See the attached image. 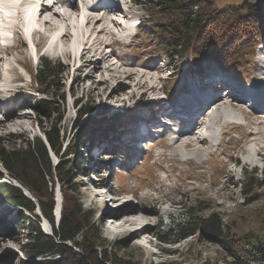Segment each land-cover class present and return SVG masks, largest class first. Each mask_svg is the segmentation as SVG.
Wrapping results in <instances>:
<instances>
[{"label": "rangeland", "instance_id": "374dc122", "mask_svg": "<svg viewBox=\"0 0 264 264\" xmlns=\"http://www.w3.org/2000/svg\"><path fill=\"white\" fill-rule=\"evenodd\" d=\"M34 1L38 2V0ZM55 1L53 7L47 13L59 22V29L53 31V34H59L61 31L67 30L70 32L71 38L69 36L63 48L58 47L55 49V47L48 46L46 52L42 49L37 55H43V58L47 60L59 61L62 64L63 73L55 79V83L59 88L56 93H63L64 101L60 103L59 98L51 93L45 95L37 93L35 91L36 86L31 83L23 69L15 63L18 59L22 60L23 63L20 64L28 66L29 73H34L40 61H35L34 52L29 41L25 44L20 29L16 28L13 33V46H10L8 51H4L3 47L0 49V86H2L0 87L2 90L0 92V137L7 139L6 144L8 146H18L24 144L26 140H32L35 136L42 139L43 135L38 120L41 119L45 122L46 119L41 118L39 116L40 112L35 109L36 101L39 98L48 97L49 100L51 97L59 103L61 119L57 124V128L65 136L64 146L80 133L82 126H84L83 129L87 126H96L100 114L107 117V119L122 115L123 118L113 124L116 126H109L108 132L99 137L98 141L95 142L97 144L89 150V155L86 154V148L91 142L86 137V131L83 130L82 134L79 135V139L80 142H84L79 144L77 152H71L65 159L66 162L73 160L79 165L82 163L83 169L85 168L86 171L84 174H78L77 172L75 174L74 182L78 186V192L72 194L65 192V194L67 197L68 195L75 197L83 209L92 213L91 221L99 230L104 244L115 246L118 243L123 247L119 251L121 256L137 260L141 264H226L228 259L222 249L218 245L204 240L199 231L186 238L180 237L181 232L176 231L177 223H194L197 222V216L207 217L214 211H220L223 223H228L237 233L252 232L264 238V185L251 191L252 193L249 196L253 197L252 201H246L241 189L236 185L238 182L243 181L241 167L247 170L255 168L258 173L262 168L261 177L264 180V147H262L264 144V123L256 124L259 122L261 114L255 115V110L239 103L242 108H245H243L244 111L246 110L250 114L246 118V122H250V125L243 129L242 116L239 114L241 112L229 109L228 113L231 115L228 122L233 124L221 128L226 133L222 137L220 136V145L218 148L212 147L213 154L203 162H199L197 159L189 161L174 159L172 150L169 148L171 139H163L164 137L159 140L160 145L168 144L164 149L152 150V148H147L148 157L151 156L154 163L145 161L144 164L137 166L142 153H147L145 151L135 157L134 163L131 160L126 161V157L135 156L134 153L129 154L131 145H126V139L130 135L128 130L134 126L133 120L130 118L134 116L133 114H147L145 108L139 111L138 106L141 103L137 99L139 93L146 99L164 100L166 96L168 102H172L159 107V110L162 111L161 114L165 115L169 122L164 126L166 131H160L161 133L171 134L172 129L182 128L179 127L181 124L177 120L182 116L180 114L182 107L177 105V98L169 96L172 91L171 83L175 81L174 78H178L179 81L176 82L174 89L186 93L187 89L182 87L183 85H190L191 83H197V81L201 83L202 79H199V74L187 70L190 62L189 56H182L179 59L180 61L177 59L173 64H170L164 56L153 55L152 51L144 49L148 45L145 40L147 36L140 35L132 39L126 36L120 42L111 45V42L115 40L114 32H132V28L126 24L127 16L124 18V14L129 12L130 17L141 16L143 13L142 7L137 2L134 5L133 0H111L112 2L115 1L114 3L118 5V8H106V4H104V7L101 5L106 10L103 15V12L99 10L102 9L101 7H98V9L94 7L90 11H87L88 8L85 10L84 8L89 6L83 4L81 6L80 0L75 3L80 10L76 6L69 5L68 7L62 5L61 2L58 4L59 0ZM88 1L92 4L96 2V0ZM128 1H130L131 7L128 6ZM242 1L216 0V3L219 8H227L236 6ZM251 1L263 2V0ZM43 2H47V0ZM68 2L66 4H69ZM94 5L97 6V4ZM29 7L31 6L29 5ZM14 8L10 9L8 15L14 14L15 17L16 12L14 13L13 10L16 9ZM107 10L113 12L112 15L126 25V31H119V24L117 25L116 21L113 20L112 22L109 19ZM83 12H89L88 20L82 15ZM55 13H59L61 16H57ZM64 13L71 15L70 18L67 20L62 19ZM38 17L37 15L34 24H38L40 30H43L44 26L37 23ZM13 18L9 20L10 24H12ZM101 26L105 27L103 32H99ZM31 38L33 42L37 41L41 44L44 42V39L38 33H34ZM94 38L97 41L91 49L85 51L84 56L79 57L73 52L72 46L81 50L80 48L86 47ZM6 40L10 43V36ZM69 41L74 44L70 48L68 47ZM126 42H128V45L125 44ZM50 49L63 52L67 50L71 56L68 57V54L64 52L65 57H58L55 51L48 54L47 52ZM110 49L112 51L109 54ZM99 54H103L104 59L96 60ZM140 56H143V59H140ZM73 57L80 59L75 58L72 61ZM251 61L255 63V67L247 72H237L235 68L229 71L240 78L246 76L249 79L252 75H255V82L264 85V43L256 48ZM78 64L81 65L78 70H75ZM209 71L211 70L203 73V76L206 77L204 79L211 78L213 80L215 77L209 74ZM212 71L218 72V69L214 67ZM128 73L133 75L128 78ZM170 73L174 74L171 76L172 78L168 80L161 78ZM190 78L193 79V82L190 81ZM137 81L140 82L139 85L136 84ZM213 83H217V81H211V84ZM150 85L155 87L153 86L152 89L148 90ZM4 87L14 88V91H6ZM20 88L24 91L12 99V94L17 93ZM191 94H193V91L190 89V94L186 97L184 104L188 102L187 99ZM220 94L228 100H233L232 97L226 96L227 93L222 92ZM179 95L181 96V93ZM76 100L79 103L78 108L91 107L88 112L80 116L77 123H75L77 107L74 106ZM100 111L103 113H100ZM55 115L53 118L58 116L57 113ZM234 115L235 117H233ZM155 122L152 121L151 125L157 126L159 124ZM48 124L49 122L46 121L42 123V126H48ZM218 124L220 126L221 122L213 128L215 141L219 137ZM186 128L192 131L194 126L192 127L188 123L185 126ZM246 142H252L251 147H257L259 154L256 155L253 149L246 150ZM49 155L52 163L58 160L53 153H49ZM235 158L239 161H235ZM92 174L98 177L96 181ZM112 176L119 178L121 183L120 189L116 188V183L111 186L105 184V186L112 188L111 190L114 191L112 194L118 196L122 194L121 192H127V190L133 194V197L127 200L129 203L120 207L118 206L122 201L119 202V197L101 201L100 198L92 199V193L90 192L97 189L99 192L103 191L99 190L95 184H104ZM2 181H8V177L4 175ZM53 191L54 208L52 215L56 226L54 212L60 216V203H62L63 198L57 183H55ZM24 192L27 195L29 194L27 191ZM203 201L209 205L210 210L198 212L195 217L186 212L187 207L193 202ZM0 207V258L6 254L7 257L13 259V264H17V258H27L26 255L28 254L25 252L24 244L27 242L26 234L28 231L26 228L14 229L12 227L13 218L15 217L12 215L13 211H8L3 206ZM130 207L131 209L127 211V214L137 213L144 215V221L148 220L142 230L145 235L144 241L136 238V235L131 233V226H126L122 230L108 228L107 216ZM35 211L40 219L41 230L50 234L49 223L39 214L37 208ZM24 214L26 217L30 216L28 213ZM187 226L189 225H186L185 228ZM153 233L157 237L153 236ZM160 236L164 240L160 239Z\"/></svg>", "mask_w": 264, "mask_h": 264}, {"label": "trees", "instance_id": "16d2710c", "mask_svg": "<svg viewBox=\"0 0 264 264\" xmlns=\"http://www.w3.org/2000/svg\"><path fill=\"white\" fill-rule=\"evenodd\" d=\"M149 5V6H148ZM147 6L150 11V24L147 30L170 58L189 54L198 65L206 59H213L221 65L235 68H248L246 61L256 45L264 40V0L256 3L243 0L236 7L219 9L215 0H155ZM59 63L42 59L34 80L42 87L41 92L52 94L64 101L55 79L62 74ZM76 100V106L79 105ZM63 108V107H62ZM39 116L49 122L48 126L38 120L45 142L35 136L18 146H8L7 139L0 137V180L4 174L14 180L0 182V198L6 199L21 210L14 215L12 227L27 229V242L24 249L27 258H17V264H141L139 261L119 254L120 245L104 244L99 230L91 221L92 213L83 209L75 197L65 194L77 193L74 182L76 172L84 174L82 163L69 160L71 152H77L79 135L86 131L91 140L104 131L99 126L104 117L94 127L87 126L64 146V134L57 124L61 119L59 103L56 99L41 100L35 105ZM91 107L77 108L75 123ZM55 113L58 114L57 117ZM117 117H113L115 119ZM107 124H112L105 122ZM104 124V123H103ZM82 134V133H81ZM49 153L58 160L52 163ZM88 174V173H86ZM254 173L246 174V180L239 187L246 201H252L249 194L254 188L264 185ZM59 185L62 194L60 218L55 226L53 221L54 186ZM18 184L19 186H16ZM27 191L28 195L24 192ZM39 214L51 226L50 234L40 228ZM206 206L197 209L204 210ZM190 214L194 211L187 209ZM24 213H28L27 216ZM197 222L181 226L178 231L182 238L199 231L206 241L218 245L228 261L226 264H264V238L252 232L237 233L222 216L214 211L207 217H198ZM182 230V231H181ZM160 239L164 240L162 236ZM6 254L1 256L0 264H13Z\"/></svg>", "mask_w": 264, "mask_h": 264}, {"label": "bare ground", "instance_id": "6f19581e", "mask_svg": "<svg viewBox=\"0 0 264 264\" xmlns=\"http://www.w3.org/2000/svg\"><path fill=\"white\" fill-rule=\"evenodd\" d=\"M17 1L18 0H0V36L7 33L9 26H11V24L9 23V20L14 17V14L8 15V13H10V11L14 7H15L14 9H16V13H15L16 19H21L23 22L24 30H25L24 35L29 36L28 32L30 31V28H32L33 24L35 23L36 16L32 11L33 8L31 9V7H29V9L17 10ZM68 3L69 4H62V5H65L68 7H69V5L73 6V7L76 6L75 0L69 1ZM104 4L107 5L106 8L107 7L112 8V9L118 8V5L114 2H112L111 0H105ZM53 5H54V3H49L48 5L42 4L40 13L38 14L39 17L37 18V23H40L44 26L45 32H50V35L48 37H50L51 43H49L50 44L49 46L55 47V49H57L58 47L63 48L65 46V41L68 40L69 36L71 38V34L67 30L61 31L59 34H53V31H56L57 29H59V27H58L59 22L57 21V19L54 18L52 15L50 16L47 14L49 12L50 8L53 7ZM94 7H96V6L95 5L89 6L86 8H88L87 11H90ZM76 8H77V6H76ZM101 11L103 12L102 13L103 15L106 12L105 8H102ZM84 13L85 12H83L82 15L85 17L86 20H88L89 12H86L85 14ZM109 13H110L109 14L110 17L108 16L109 19L112 22H113V20L115 21V19H114L115 17L112 15L114 13L113 12H109ZM55 14L57 16H61L59 13H55ZM62 15H63L62 19H66V20L69 19L71 16V15H67L65 13ZM100 19H102V18H100ZM99 20H97V21H99ZM104 30H105V27L101 26L99 29V32H103ZM36 32L37 31H33V34ZM96 41H97V39L95 40V38H94L92 41H90L88 43V45H86V47L83 46L82 48H80L81 50L76 49L75 46H72L74 44L71 41L68 42V47L70 48L72 46L73 52L76 55H78L79 57H82V56H84L85 51L87 49H91V47L95 44ZM9 48H10V46H4L3 50L8 51ZM64 52L66 54H69V51H67V50H64ZM104 57L105 56L103 54H99V56L96 58V60H102V59H104ZM21 61L22 60L19 59L17 61V63H19V65L23 68L24 72L27 74L28 73V71L26 70L27 67L23 64H20V63H23ZM132 75L133 74L128 73L127 77L129 78ZM144 83H145V81H144ZM136 84L139 85L140 82L137 81ZM153 86L154 85H150L148 87V90L152 89ZM260 95H264V89L261 90ZM229 96L232 97L233 100H228L226 97L221 96V95L218 96L216 94H210L209 97L211 99H210V103L207 104L206 111L207 112L209 111L211 113V115H207V114L204 115V112H202L201 117L207 116L209 118V120L211 121V123L217 124V123L221 122V124L223 126H228L230 124H233L231 122H228V120L230 118L229 116L231 115V114L229 115V113H228L229 109L239 111L242 114H244V117H247L248 115L245 113L244 109L241 107V105L238 102V101L242 100V98L244 96L243 95L238 96L240 98L239 100L236 98V95L233 93H230ZM195 99H197L199 101V97H195L194 94H191L190 97L187 99L188 100L187 103L193 102ZM263 101H264V96H261L259 102H263ZM201 104L202 103H199V102L197 103L198 106ZM258 105H260V104H258ZM262 105H264V104H262ZM74 106L77 107L78 105L76 106V104L74 103ZM262 112H264V111H262ZM259 114L262 115L264 113H258V115ZM233 117H235V115ZM75 118H76V114H75ZM188 123L192 127L194 126V129L192 131H189L188 130L189 128H186V129H185V127L178 128L177 131L175 132L177 135L174 136L171 139V143H169V148L172 150L173 158L176 160L189 161L191 159H197L199 162H203L206 160L207 156H210L213 154L212 146L215 145V142H214L215 141V134L213 132L214 129L211 128L209 130V132L203 136L198 132V128H199L198 126L200 123L199 121H193L192 120ZM218 126H219V124H218ZM90 142H92V140H90ZM253 143H254V141H253ZM263 147H264V144H263ZM253 151L256 155L259 154V150L257 148L253 147ZM235 161H239V160L236 159ZM4 175H6V174H4ZM97 190H91L90 191L92 193V199L100 198L101 201L106 199L105 195L107 194V192H104V190L99 192ZM124 194H126L128 196L124 197ZM124 194L116 196L112 193H108V195H109L108 198L119 197L118 198L119 201H122V202H120V205L118 206V207H120V206H123L124 204L129 203V202H127V200L132 198L129 196L128 192L124 193ZM16 206L17 205H15L14 203L8 201V206L5 208L8 211H13L12 215L14 216L18 213V209L16 208ZM17 207H19V206H17ZM0 209H1V207H0ZM129 209H131V207L128 209L126 208V209L122 210L121 212H117V213H114V214L107 216L106 222H107L108 228L112 229V230H115V229L122 230V228H125L126 226H131L132 227L131 233L133 235H136V238H139L140 240L144 241L145 235L142 233V230L145 228V224L147 223L148 220L144 221V218H145L144 215L142 216V215L137 214V213L127 214L128 213L127 211H129Z\"/></svg>", "mask_w": 264, "mask_h": 264}]
</instances>
